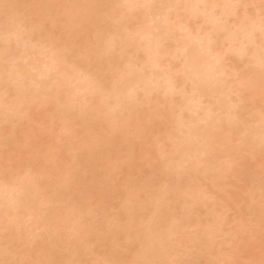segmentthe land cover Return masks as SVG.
<instances>
[{
	"label": "bare ground",
	"instance_id": "bare-ground-1",
	"mask_svg": "<svg viewBox=\"0 0 264 264\" xmlns=\"http://www.w3.org/2000/svg\"><path fill=\"white\" fill-rule=\"evenodd\" d=\"M0 264H264V0H0Z\"/></svg>",
	"mask_w": 264,
	"mask_h": 264
}]
</instances>
